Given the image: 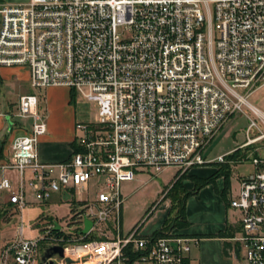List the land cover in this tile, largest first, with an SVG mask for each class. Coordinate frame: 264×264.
<instances>
[{"label": "built area", "instance_id": "1", "mask_svg": "<svg viewBox=\"0 0 264 264\" xmlns=\"http://www.w3.org/2000/svg\"><path fill=\"white\" fill-rule=\"evenodd\" d=\"M0 68L28 69L35 90L84 91L98 108L97 123H77L71 159L46 164L37 149L48 132L40 99L20 98L15 116L32 126L14 139L12 161L0 165L18 174V185L3 179L0 190L19 212L54 195L78 199L69 221L37 219L35 237L25 236L22 222L0 264H40L53 246L65 251L55 264H190L197 238H155L138 227L122 233V184L141 172L210 164L207 147L236 115L249 120L242 155L264 141V112L249 101L264 86V0L0 3ZM228 156L218 163L229 164ZM252 166L229 199L240 220L226 240L239 264H264V156ZM91 189L95 197L84 199ZM87 220L92 227L83 233Z\"/></svg>", "mask_w": 264, "mask_h": 264}, {"label": "rangeland", "instance_id": "2", "mask_svg": "<svg viewBox=\"0 0 264 264\" xmlns=\"http://www.w3.org/2000/svg\"><path fill=\"white\" fill-rule=\"evenodd\" d=\"M4 79H3V78ZM34 90V94L39 97L40 107H42V98L45 95V89L35 90L30 86L27 80V74L19 72L16 69L0 68V112H7L9 115H14L17 112L19 98L22 94H28ZM85 92L75 93L76 105L78 109V123L94 124L98 121V108L95 103L89 102L85 97ZM249 101L264 112V86L257 88L250 95ZM246 114L253 117L250 110L246 109ZM23 121V120H22ZM249 125V120L245 114L236 115L223 127L220 133L213 139L207 147L205 158L211 163L200 168L218 169L221 176L229 177L232 181L233 189L237 186L238 181L253 173L252 159L254 157L264 156V141L250 149L248 155H242L238 151L240 146L246 141V131ZM256 132L251 133V137L255 136ZM254 149H257L254 152ZM229 152V153H228ZM231 153H236L235 157H229ZM228 156L226 159L229 164L218 163V157ZM228 171V172H227ZM176 172L175 168L166 169L159 176L150 172L139 173L133 182H125L122 184V195L124 204L121 214V230L126 234L136 227L141 228V233L150 234L161 229V221L164 216L163 205L161 201H165L166 196L183 195L185 181H194L193 177L188 172H179L175 180L166 187L164 183L172 181ZM11 180H17L16 174L10 175ZM186 189V188H185ZM187 190V189H186ZM27 198L33 200L32 193L27 187ZM95 189H91L89 193L84 194V199H93L95 197ZM77 196L71 197L65 195L63 204L56 203V197L53 198L51 204L46 208L39 205H32L26 208L22 215L13 206L2 203L0 200V254L5 244L12 242L19 233L22 222L25 226V236H36V231H31L30 226L36 223L39 216L48 217L51 221L60 220L65 222L72 216L70 205L75 202ZM170 202L171 200L167 199ZM72 207V206H71ZM73 208V207H72ZM154 216L150 218V213L155 209ZM17 213H14V211ZM150 212V213H149ZM176 212H174L175 214ZM70 218L68 219V217ZM67 217V218H66ZM150 218V219H149ZM149 219V220H148ZM112 223H115L113 220ZM72 224V222H70ZM32 225V227H33ZM76 226V225H70ZM106 225L100 226L101 230H105ZM114 227V226H113ZM167 230V229H165ZM169 231V230H168ZM5 245V246H4ZM41 255V254H40ZM41 257V256H40Z\"/></svg>", "mask_w": 264, "mask_h": 264}, {"label": "crops", "instance_id": "3", "mask_svg": "<svg viewBox=\"0 0 264 264\" xmlns=\"http://www.w3.org/2000/svg\"><path fill=\"white\" fill-rule=\"evenodd\" d=\"M27 2L28 0H0V3L10 5L25 4ZM15 69L19 72L27 74V80L29 81L28 69L14 68L13 70ZM33 92L34 90L31 89L30 93L22 94L20 98L24 95L34 94ZM75 93V91L66 87H50L45 89V95L42 98L43 105L42 107L39 105V113L45 118L48 132L39 140L37 147L39 160L42 163H65L69 161L73 155L75 149L74 142L77 136L76 125L78 123V109L76 105ZM15 115L16 114L12 116L7 112H0V165L3 163H10L12 161V143L14 139L28 133L32 126V119H21ZM166 169H164L160 174H162ZM175 169L176 172L173 176V180L164 183L166 187L171 185L177 177L178 169ZM217 171L218 169L214 168H200L190 170L189 174L192 177L210 179L216 175ZM13 174L18 176V174L14 171L0 169V183L3 179H9L12 182L13 187L16 188L19 176L17 180H11L9 176ZM184 185L189 191H193L195 188V183L193 181H185ZM239 187V181L237 186L233 189L232 181H230L229 177L219 176L216 177L212 183L206 185L199 190L197 194L188 199L186 216L189 225L185 229L174 230L173 232L178 235L199 239V244L193 245L191 249L189 256L190 264H239V262H237V260L230 255L231 245L226 240L227 237H218V234L221 232H227L234 235L238 231L237 225L240 220V215L237 210L230 207L229 199L230 197H234L238 194ZM65 195H54L51 200L45 204L34 203L32 205H39L46 208L51 204L54 197L57 199L56 203L63 204V198ZM1 199H3L1 201L2 203L9 204L16 209V207L9 202V194L7 192L0 190V200ZM68 205H70V208L72 209V202ZM161 205H163L162 209L164 210V216L161 221L163 227L170 212V202L169 200H165L161 202L160 206ZM16 210L14 213H17ZM156 210L157 208L154 212ZM22 212L19 213L22 215ZM44 213L45 212L42 213V216ZM153 216L154 213L150 218ZM40 217L41 216H39V218ZM43 218L49 219L48 217ZM159 230H156L155 232ZM155 232L144 235H152ZM37 235L38 232L36 236ZM225 252L227 256H225Z\"/></svg>", "mask_w": 264, "mask_h": 264}, {"label": "trees", "instance_id": "4", "mask_svg": "<svg viewBox=\"0 0 264 264\" xmlns=\"http://www.w3.org/2000/svg\"><path fill=\"white\" fill-rule=\"evenodd\" d=\"M234 155H236V153L230 155V157H232V156L235 157ZM219 176H221V174H219L217 172L216 175L210 179H201V178L193 177V179L195 181L194 182L195 188L193 191H189L185 187L187 190L185 188H183L184 189L183 195L166 196L165 200L170 199L172 206H171L168 218L165 221L163 227L161 228V230L153 233V236L155 238L164 237L167 234H169L170 232H173L174 230H182V229H185L186 227H188L189 223H188L187 216H186V206H187L188 199L191 196L197 194L198 191L201 190L203 187L212 183L215 180V178L219 177ZM72 205L74 207L75 202H72ZM174 212H176V213L174 214ZM153 213H154V211L152 213H150V217L153 215ZM40 218H43V216H41ZM165 229H167V230H165ZM232 235L233 234H231V233L221 232L218 234V237L226 238V237H229ZM225 256H227L226 252H225Z\"/></svg>", "mask_w": 264, "mask_h": 264}, {"label": "water", "instance_id": "5", "mask_svg": "<svg viewBox=\"0 0 264 264\" xmlns=\"http://www.w3.org/2000/svg\"><path fill=\"white\" fill-rule=\"evenodd\" d=\"M10 121V119H9ZM92 227V222L91 221H85V229L83 233H86L90 228ZM59 256L60 258H64L65 256V251L64 248L61 246H53L49 247L44 250L43 255L41 257L40 264H55L53 261V257ZM66 262L68 264H72V260L67 258Z\"/></svg>", "mask_w": 264, "mask_h": 264}]
</instances>
